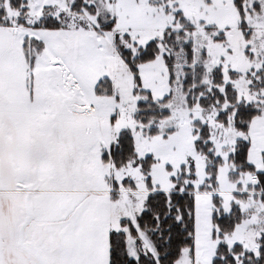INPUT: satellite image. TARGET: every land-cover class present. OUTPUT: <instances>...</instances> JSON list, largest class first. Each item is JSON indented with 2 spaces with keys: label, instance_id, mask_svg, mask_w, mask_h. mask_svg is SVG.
Listing matches in <instances>:
<instances>
[{
  "label": "snow or ice",
  "instance_id": "6c2138e0",
  "mask_svg": "<svg viewBox=\"0 0 264 264\" xmlns=\"http://www.w3.org/2000/svg\"><path fill=\"white\" fill-rule=\"evenodd\" d=\"M0 264H264V0H0Z\"/></svg>",
  "mask_w": 264,
  "mask_h": 264
}]
</instances>
